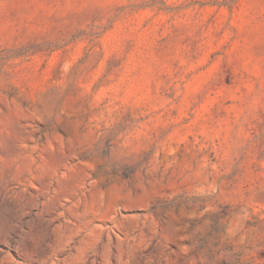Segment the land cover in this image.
<instances>
[{"label": "rangeland", "instance_id": "1", "mask_svg": "<svg viewBox=\"0 0 264 264\" xmlns=\"http://www.w3.org/2000/svg\"><path fill=\"white\" fill-rule=\"evenodd\" d=\"M0 264H264V0H0Z\"/></svg>", "mask_w": 264, "mask_h": 264}]
</instances>
